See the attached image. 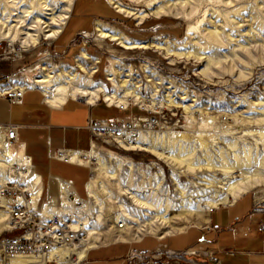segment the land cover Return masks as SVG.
I'll list each match as a JSON object with an SVG mask.
<instances>
[{
  "label": "bare ground",
  "instance_id": "bare-ground-1",
  "mask_svg": "<svg viewBox=\"0 0 264 264\" xmlns=\"http://www.w3.org/2000/svg\"><path fill=\"white\" fill-rule=\"evenodd\" d=\"M20 1L5 0L0 4V39L6 40L9 44L17 41L23 47L35 46L40 38H58L63 32L64 25L67 23V19L70 17L75 4V0H23L22 4L18 5ZM104 1L115 12L133 18L136 24H141L147 18L152 17L170 16L182 18L187 23L185 34L189 40L178 46L165 43L166 41L135 40L125 35L122 31L107 29L104 23L96 19L94 32L97 39H108L124 49L153 48L159 52L161 51L171 61H173V57L176 59H191L200 63L198 73L205 78L216 77L225 71L232 72L233 68L239 65L250 67V65H253V49H257V54L258 51L264 50V48L259 49V47H254L255 45L252 46L250 37L247 35L235 46H228V42H226L220 31L221 27H218L212 19L207 17L198 19L197 22L201 23L203 27L196 30V27L191 25L190 19L197 11L196 6L204 3L201 0H194L198 3H192V0H129L130 2L142 3L144 8L124 3L121 0ZM220 1L223 2V0ZM35 2L39 4L36 5ZM231 2L233 0L228 3ZM58 4L59 6L56 7ZM44 14L49 15V17H43ZM226 23L229 22L226 21ZM13 49L14 47L11 50ZM222 49L226 51L221 53L220 50ZM88 58L89 54L82 49L75 58L76 66L80 71L84 72L83 74L76 71L72 66L64 67L59 65L55 69L50 67L48 70L42 66L40 73L33 77L31 82L25 81V85L28 84L41 89L45 101L55 106L68 97H83L87 102L101 99L110 107L125 108L130 102L147 107V104H145L147 99L136 91L134 82L127 77L128 74L122 76V71L119 68L108 67L104 69V75L109 81L110 90H107L104 82H95L92 77L95 67L88 69L82 62L83 59ZM7 87L9 85L4 84L2 86L0 84V93L6 90ZM166 100L170 104L173 103V99L170 97H167ZM158 103L157 100L152 99L150 106ZM257 104L263 106L259 110L260 116L250 122L259 125L264 122V103L260 101ZM190 106L192 104L183 105L189 117L192 116ZM155 108L157 107L155 106ZM235 115L237 114H232V116ZM213 117L215 116L207 115L204 120L200 121L197 138L199 139V147L204 150L200 155L196 146L183 150L179 140L188 139L185 133L184 135L180 134V137L176 140L165 137L161 141L152 143L147 139V135H151V132H143L142 139L144 141L136 145L140 149H145L156 155L159 159L170 160L174 166L172 171H178L174 173L175 175L170 176H172L174 183L179 184V186L186 185V183L180 181L181 176H185L186 173L196 175V170L204 167L213 171L210 174V178L206 176L202 178L212 187L219 189L212 194L213 198L202 199L199 196L200 194L196 192L195 195L182 196L181 198L185 200H181L182 203L176 208L170 207L168 201L157 205L158 203L156 204L155 200L162 201L165 198L151 197V194H147L148 190L146 189H148V186H139L134 183L135 167L133 162L129 161L131 166H127L129 171L126 172L121 161L104 160L97 152V145H93V148L87 152L65 151L63 157L70 162L78 164L87 165L92 155L97 158L96 164L91 170L92 176L85 182L87 198L77 196L76 200L82 201V205H75L74 200L65 196L67 190L71 189L70 182L61 181V191L64 194L62 205L58 209L55 205V200H53V203L44 207L42 213L51 214L55 211H62V213L67 214L71 228L85 230L87 238L80 245L62 244L50 248L47 253L48 258H53L57 264H77L84 258L88 249L99 245L117 241L129 242L138 240L146 234L163 238L168 234L182 231L190 225L200 226L207 221L210 208L216 207L218 204H229L241 194L255 187L264 186V154L261 155L263 156L262 158L259 156L258 159L254 160L251 145L244 146L240 152L235 151L231 158L226 156L225 153L218 151L220 155H217V158L221 162H218L219 165L217 166L211 160L213 156L210 153V146H215L214 144L217 143L215 141L216 137L211 138L213 145L204 137H211L212 135L207 134V132L212 131L211 128L213 127L216 128L214 123L212 126ZM227 132L230 133V131L226 130ZM243 134H256V137H259L255 140L256 144L261 143L264 147V127L258 130L244 131ZM237 144L238 141L227 143L228 148L232 150L238 148ZM152 165L154 163L148 164L146 170L145 168L141 169L138 165L137 170L147 177L151 175L158 176L157 180H159V175L162 172L149 171L148 168L152 167ZM132 167L134 168V173L130 174ZM31 168L28 158L12 150L9 143L4 140V134L0 131V183L9 179L12 170L19 171L21 179L25 183V189L30 191L33 204L36 205L41 193V185L39 183V175L34 173ZM217 169L220 172L215 171ZM236 171H239L238 175L234 174ZM218 173H220V176H217ZM99 176L102 178L97 184V177ZM106 181L110 183L111 187L106 184ZM200 183L194 181V185ZM113 189L120 190L121 193L129 197L134 206L124 205L125 202H118L117 194ZM198 190L200 192V188ZM218 191L221 193H218ZM204 196L206 197L205 193ZM104 199H109L116 203L117 211L111 208L103 211ZM0 228L2 230L10 228L9 212L4 207H0ZM43 263V259L39 261L38 259L21 256L15 257L8 262V264Z\"/></svg>",
  "mask_w": 264,
  "mask_h": 264
},
{
  "label": "rangeland",
  "instance_id": "rangeland-1",
  "mask_svg": "<svg viewBox=\"0 0 264 264\" xmlns=\"http://www.w3.org/2000/svg\"><path fill=\"white\" fill-rule=\"evenodd\" d=\"M4 1L0 0V4ZM22 1L18 5L22 4ZM121 1L144 8L143 4L139 2ZM201 1L204 3L195 5L197 11L190 19L191 25L195 26L196 30L203 27L201 23L197 22L198 19L207 17L212 19L218 27H221L220 31L226 42H228V46H235L247 35L250 37L252 46L255 45L254 47H259V49L264 48V0H233L231 3H228L231 0H223V2H219V0H216L217 2H212V0ZM192 3L198 2L192 0ZM35 4L38 5L39 3L35 2ZM107 6L103 0H75L73 11L58 38H40L35 46L23 47L17 41L9 44L6 40L0 39V84L4 86L8 76L25 77V81L31 82L33 77L40 73L42 66L47 68V70L50 67L55 69L59 65L64 67L72 66L76 71L82 72L76 66L75 60L82 49L89 54L88 59L82 60L84 66L88 69L95 67V72L92 74L95 82H104L107 90H110V84L104 75V69L108 67L119 68L122 71V76L128 74L127 77L134 82L136 91L147 99L145 104H147L148 108L131 102L125 108L111 107L126 110L129 116L138 115L144 118L152 115V111L156 106L159 110L157 118L162 124L161 130L172 131L182 135L185 133L188 140H194L195 142L199 141L197 134L199 133L200 121L204 120L207 115L215 116L213 117L212 126L214 123L216 128H211L212 131H208L207 134L212 136L209 138L204 137V139L208 142L210 141L211 145H213L211 138L216 137L215 141L217 143L214 144L215 146H210V153L213 156L211 160L214 161L216 166L219 165L218 162H221L217 158V155H220L218 151L225 153L226 156L231 158L235 151L240 152L244 146L251 145L254 160L258 159L259 156L260 158L264 156L263 145L261 143L256 144L255 141L259 137H256V134H243L244 131L258 130L264 127V122L259 125L250 122L260 116L259 110L263 106L257 103L260 101L264 103L263 49L260 52L258 51V54L257 49H253V65H250V67L239 65L235 66L232 72L225 71L216 77L205 78L198 73L200 63L191 59L185 60L173 57V61H171L161 51L159 52L153 48L124 49L108 39H97L94 32L96 19H98L105 24L107 29L122 31L132 39L166 41L165 43L178 46L189 40L185 34L187 23L184 19L170 16L152 17L147 18L141 24H136L133 18L117 13ZM185 6L188 7L187 5ZM43 17L47 18L49 15L44 14ZM226 21L229 23H226ZM13 47L14 49L11 50ZM220 51L224 53L226 50L222 49ZM167 97L173 99L172 104L166 100ZM152 99L157 100L159 103L150 106ZM99 101L104 103L101 99ZM186 104H192L190 106L191 117H189L183 107ZM232 114L237 115L232 116ZM226 130L230 131V133L227 132V134ZM211 132H215V134H211ZM233 141H238V148L235 150L228 148L227 145L228 142ZM10 146L13 148L12 144ZM193 146L197 145L194 144ZM96 147L97 152L104 160L121 161L126 172L129 171L127 166L130 163L128 160L121 158V156H133L135 159L147 163L148 161L156 162V159L148 153L136 155L118 151L117 155V151L108 143H100ZM96 159V156L92 155L91 160L87 162L90 168L89 178L92 176L91 170L96 164ZM158 163V165H152L148 170L152 172L163 171L167 182L170 179L168 175H175L174 173L178 172L177 170L172 171L173 168H166L164 163L160 161ZM59 171L64 175L78 178H83L86 174L83 169H76L64 164L59 166ZM215 171L220 172L219 169ZM212 172L206 167L203 169L199 168L195 172L196 175L186 173L183 176L185 179L181 177L182 182L187 180L185 182L186 185L179 186L177 183L172 185L168 182V186H166V183L164 185L158 183L156 187L152 186V190L156 191L153 193L154 195L162 199L165 198L162 201L154 199L155 203L160 205L162 202L168 201L170 207L176 208L185 200L181 198L182 196L195 195L196 192L200 194L199 196L202 199L213 198L212 194L219 189L212 187L202 179L204 176L210 178ZM133 173L134 168L132 167L130 174ZM234 174L238 175L239 171ZM217 176H220V173ZM101 178L100 176L97 177V184ZM194 181L202 184L194 185ZM106 184L111 187L109 182L106 181ZM198 187L200 192L199 190L197 191ZM113 190L117 194L118 202H125L124 205L134 206L124 193H121L120 190ZM247 192L260 196L259 199L264 201V186L255 187ZM77 193L81 197L85 195L82 181L77 184ZM218 193L221 192L218 191ZM84 198L87 197L84 196ZM219 205L221 204L217 206ZM115 206L117 207L116 203L109 199H104L102 210L105 211L111 208L117 211Z\"/></svg>",
  "mask_w": 264,
  "mask_h": 264
},
{
  "label": "crops",
  "instance_id": "crops-1",
  "mask_svg": "<svg viewBox=\"0 0 264 264\" xmlns=\"http://www.w3.org/2000/svg\"><path fill=\"white\" fill-rule=\"evenodd\" d=\"M105 116L129 114L83 97H68L57 106L51 105L38 88L27 89L20 103H11L0 94V131L16 126L12 150L28 158L32 171L39 175L44 201L62 198L61 181L70 182L79 197L77 184L82 181L86 193L90 168L56 156L59 151H90L93 145L87 122ZM63 164L86 174L83 178L64 175L59 171ZM259 198L245 192L231 203L211 209L202 225H190L163 238L146 234L138 240L90 248L77 264H264V229L260 228L264 201ZM7 231L0 228V234Z\"/></svg>",
  "mask_w": 264,
  "mask_h": 264
},
{
  "label": "built area",
  "instance_id": "built-area-1",
  "mask_svg": "<svg viewBox=\"0 0 264 264\" xmlns=\"http://www.w3.org/2000/svg\"><path fill=\"white\" fill-rule=\"evenodd\" d=\"M6 85H9V87L0 94L6 95L7 100L11 103H20L27 89L38 88L29 86L28 84L25 85V77L21 76H8ZM158 113L159 110L155 108L152 111V115H148L144 118L138 115H131L128 117L105 116L90 118L87 122V129L90 134L92 145L108 143L117 151V155L118 151L134 153L136 155L148 153L156 159V162L148 161L147 163L135 159L133 156H121V158L134 163L135 174L133 181L139 186H148V189H146L148 190L147 194H151V197L156 196L153 194L156 191L152 190V186L156 187L158 183L161 185L166 183V186H168L169 183L173 185V178L170 176L171 174L168 175L170 178L168 183L163 171L162 174L159 175V180H157L158 176L155 175L147 177L137 170V166L139 165L141 169L145 168L146 170L148 164L154 163L158 165V161L164 163L168 169H172L174 166L170 160L159 159L156 155L151 154L145 149H140V147L136 145L144 141V139H142L143 132H151V135H147V139L152 143L161 141L165 139V137L173 140L180 137V134H176L172 131L168 132L161 130L160 127L162 124H160L157 118ZM3 134L4 140L12 144V142L17 139L16 126L11 125L7 127ZM179 142L183 150L195 144L197 145L196 149L199 155L204 151L199 147V141L195 142L194 140L185 139L179 140ZM63 156L64 152L59 151L56 157L65 159ZM180 181L182 182V180ZM186 181L187 180H184L182 183ZM65 196L68 199L74 200L75 205H82V201L76 200L77 195L71 189L67 190ZM158 197L159 196H156V198ZM126 198L129 199V197ZM53 200L55 199L42 200L40 193L36 205H34L32 195L30 191L25 189V183L22 181L20 173L17 170H12L9 179L0 183V207L8 209L10 224L7 233L0 234V264H8L11 259L19 256L38 259L39 261L43 259V264H55L53 258L49 259L47 256L50 248L62 244L80 245L86 240L87 234L85 230L72 229L67 214L62 213V211H55L51 214L42 213L44 207L53 203ZM54 202L59 209L62 205V198ZM260 228L264 229V224H261ZM169 252L170 251L167 250V253Z\"/></svg>",
  "mask_w": 264,
  "mask_h": 264
}]
</instances>
